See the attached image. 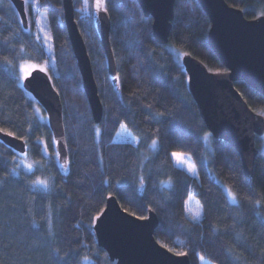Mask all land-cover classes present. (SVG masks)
Instances as JSON below:
<instances>
[{
	"label": "trees",
	"instance_id": "trees-1",
	"mask_svg": "<svg viewBox=\"0 0 264 264\" xmlns=\"http://www.w3.org/2000/svg\"><path fill=\"white\" fill-rule=\"evenodd\" d=\"M227 1L242 8L249 18L264 12V0ZM41 2L57 8L53 11L41 7L40 13L55 38L56 60L49 73L64 103L71 167L65 175L54 159L41 153V145L35 142L37 136L48 144L49 155L54 156L56 151L48 120L33 115L38 107L39 116L46 118V111L2 67L5 57L15 65L24 60L42 63L49 58L31 34L37 31V24L30 23L29 31H25L24 24L18 22L21 16L13 2L0 0V127L26 137L28 162L40 165L34 174L21 166L19 176L8 175L16 166L13 157L20 152L0 142V264H56V257L64 256L70 249L76 254L67 257L68 264H81L84 256H89L92 264H116L92 233L93 218L104 208L109 194L116 195L120 204L137 216H146L153 209L159 217L157 240L174 252H187L190 264H201L200 255L214 264H264V227L256 215L264 214V155L259 150L253 175L248 177L241 155L233 145L214 139L212 134L207 145L203 137L211 132L187 89L185 67L169 48L175 45L184 53H192L211 70H226L209 45L211 22L200 2L175 0L169 42L161 44L153 34L152 16L145 15L138 0H107L117 90L109 76L95 26L81 19L76 11L81 5L73 0L104 104V116L99 123L92 115L83 80L76 88L71 74L75 70L82 77L65 23L63 0ZM117 4L121 7L117 8ZM29 13L34 14L31 10ZM236 86L254 110H264L263 94L244 81L236 82ZM160 113L164 115H157ZM122 124H127L140 139L138 145L115 140ZM96 128L100 129L99 136ZM157 136L161 148L153 151L151 140ZM260 141L261 136H257V145ZM173 151L192 155L198 169L196 178L184 182L186 173L176 169L170 156ZM100 155L102 162L98 160ZM140 176L145 179L144 188L140 187ZM38 177L53 178L54 191L44 195L33 189L28 181ZM169 180L173 182L171 185L166 183ZM217 182L238 194L239 208L227 202ZM188 195L204 205L206 217L201 224H193L185 217ZM245 197L260 200L261 205L254 206ZM49 203L53 237L47 236L43 219ZM236 213L239 216L233 230L230 226ZM33 220L40 231L34 230ZM53 249L60 251L56 253ZM229 249L232 256L240 257L238 261H232Z\"/></svg>",
	"mask_w": 264,
	"mask_h": 264
},
{
	"label": "water",
	"instance_id": "water-1",
	"mask_svg": "<svg viewBox=\"0 0 264 264\" xmlns=\"http://www.w3.org/2000/svg\"><path fill=\"white\" fill-rule=\"evenodd\" d=\"M21 19L28 16L21 0H11ZM210 18L208 42L218 55L226 70L215 71L190 52L183 53L181 62L186 70V86L193 97L201 117L214 139H222L233 145L240 153L246 176L253 175L257 148V136L264 134V116L254 110L236 86L244 81L264 95V17L249 18L242 8L227 0H198ZM146 16H152V29L158 43L169 42L174 19L175 0H138ZM64 18L72 48L79 66L84 90L92 115L99 123L104 116L98 83L85 38L75 16L73 0H63ZM102 21L94 25L104 48L110 78H118L117 64L110 39L112 20L101 13ZM26 28L30 23L24 24ZM87 64L85 70L82 65ZM50 73L34 72L29 81H24L28 90L41 104L48 116V124L56 139L66 129L62 95L53 81L45 79ZM51 77V75H50ZM4 134H0L3 136ZM18 137V136H17ZM18 152L26 151L27 144L16 137L3 140ZM23 145V147H22ZM58 146H55L57 148ZM68 148V144H67ZM69 152V150H68ZM63 159V151L61 152ZM70 160V155L68 156ZM68 171H62L68 175ZM118 198L109 194L104 208L94 216L92 233L96 243L103 247L111 261L116 264H190V256H177L168 251L155 236L159 223L158 214L149 209L148 220L124 211ZM97 217H99L97 219Z\"/></svg>",
	"mask_w": 264,
	"mask_h": 264
},
{
	"label": "snow or ice",
	"instance_id": "snow-or-ice-1",
	"mask_svg": "<svg viewBox=\"0 0 264 264\" xmlns=\"http://www.w3.org/2000/svg\"><path fill=\"white\" fill-rule=\"evenodd\" d=\"M22 4L24 5V11L28 12L31 10L34 12V18L33 17H26L24 19H19L18 22L20 24H27L35 22L38 25L37 31L34 33H31L35 37V42L37 43L38 47L41 49H45L48 54V59L44 60L43 63H37L32 60H24L20 62L18 65L13 64L12 61L8 60L7 57L4 58V65L2 66L4 70L8 73L10 78L14 79L18 86L21 88H25L26 86L24 84V81H31L29 78L33 77L34 72H40V73H49V67L54 66L56 57L53 53V47H54V36L51 33L49 27L47 24L43 23L44 17L40 14V8L41 7H49L52 8L53 11H57V8L55 5L52 4H42L41 0H21ZM80 3V7L76 9L77 12L80 13L81 19L89 24V25H99L102 21L101 13L105 14V18H107V15L109 13V7L107 0H78ZM63 7V5H61ZM117 8L121 7L120 4L116 5ZM262 17H264V12L260 13ZM78 23L80 21H77ZM60 23L63 24V19L60 20ZM25 31H29L28 28H25ZM122 43H126L125 41H121ZM23 51V49H21ZM181 57L177 55V60H179ZM82 67L86 70L87 64L85 63L82 65ZM73 79L76 81V88H79L80 81L83 79L82 77L78 76L76 74L75 70H72L71 72ZM157 76H159V73H157ZM45 79H51L50 75H46ZM118 78L113 77V83L116 89H119V85L117 83ZM54 87V85L52 86ZM58 91V90H57ZM28 96L30 99H34L31 96V93H28ZM149 109L151 108V105L148 106ZM41 112L40 108H35L33 110V115L38 116L39 119H47L45 117L39 116V113ZM157 115H164L163 113L157 114ZM259 115L264 116V110H261ZM155 119V116L153 117ZM50 126V122L48 124ZM122 129L124 130L123 133H117V135H125L128 138V142L132 144L138 145L140 143V139L136 136H132L130 131L128 130L127 124L121 125ZM29 130H31V125L29 126ZM158 131V130H157ZM95 133L97 136L100 134V129L96 128ZM0 134H4L3 136H0V142H2L7 137H16L19 140H24L26 143V137L19 136L17 137L16 132L10 131L7 128L0 127ZM211 136V133L206 134L203 139L207 140L208 137ZM35 142L39 145H41L40 151L43 155L48 156L49 159H54L58 164L59 168L62 171L67 172L68 166L70 165L71 161L68 159L69 152L67 148V141L65 140L63 134L61 135V138L58 140L55 138V135L52 136V144L55 146H58L56 148V151L53 155H49L48 153V144L42 140L41 137L37 136L35 137ZM23 147V145H22ZM151 148L158 149L161 148V141L160 138L157 136L155 139L151 140ZM257 148L260 150L261 154L264 155V144L257 145ZM63 151V159L61 157V152ZM171 158L174 161L176 169L183 171L186 173V177L184 182H188V178H196L198 176V169L196 163L193 161V157L190 153H183V152H176L173 151L170 153ZM147 159V157H145ZM13 160L16 161V166L11 168L8 175H20V169L21 166L27 170L28 173H35L40 169V165L36 162H28V153L26 151H21L17 156L13 157ZM98 160L101 162L103 161V156H98ZM6 166V163H5ZM140 182V187L144 188L145 186V179L143 176L138 177ZM2 183V182H0ZM28 183L32 186L33 189L41 192L44 195L50 194L54 191V179H44V178H36L33 180L28 181ZM169 185H171L173 182L171 180L167 181ZM219 186L223 189L224 196L227 200V202L230 203L231 206H234L236 208H239L241 206V200L238 198V194L234 191H232L231 188H226L224 185L220 182H217ZM194 196L188 195L187 200L185 201V217L187 220H189L193 224H201L203 219L206 217V210L204 208V205L197 202L196 207H191V203L193 202ZM246 200H249L254 206H260L261 201L260 200H253L251 197H245ZM48 212L44 216V222L47 225V236L53 237L55 235V232L53 230V222H52V206L49 203L48 204ZM125 212H127V209H124ZM133 216H135V213H132ZM259 223L261 227H264V214L256 213ZM239 216V213H236L233 217L234 224L230 226L233 230L235 229V220ZM99 217H97L98 219ZM141 220H148L147 216H141L139 217ZM32 225L35 231H40V226L37 224L36 221H32ZM213 231H218L217 228H213ZM264 235V234H262ZM239 238V236H237ZM167 247V245H165ZM249 247H251L249 245ZM59 249H53V252L59 253ZM168 251H175L174 249L169 248ZM71 249L69 252L64 253V256H57L56 257V264H68V259L70 255H75ZM177 256H186L187 252L184 251H176L175 253ZM229 257L232 259L233 262L238 261L240 257L238 256H232L231 250H228ZM199 260L202 262V264H212V261L207 259L204 255L199 256ZM81 264H92L91 258L89 256H84L82 258Z\"/></svg>",
	"mask_w": 264,
	"mask_h": 264
},
{
	"label": "rangeland",
	"instance_id": "rangeland-1",
	"mask_svg": "<svg viewBox=\"0 0 264 264\" xmlns=\"http://www.w3.org/2000/svg\"><path fill=\"white\" fill-rule=\"evenodd\" d=\"M41 14V16L42 17H44V15L42 14V13H40ZM34 15L35 14H33V15H31L30 13H29V11H28V16L29 17H33L34 18ZM43 23H45V24H47V21H46V19H45V17H44V20H43ZM37 28H38V25H37ZM169 48L175 53V55L177 56V55H179L180 57H182V55H183V51L182 50H180L178 47H176L175 45H169ZM181 59V58H180ZM43 63V62H42ZM46 120H48V116H47V113H46ZM123 125V124H122ZM129 131H130V133H131V135L132 136H135L132 132H131V130L130 129H128ZM123 129H122V127H120L119 128V131H118V133H123ZM115 140H122V141H128V138L125 136V135H116V139ZM207 141V145L209 146V143H208V139L206 140ZM260 144H264V134L261 136V141H260ZM153 149V148H152ZM156 149H153V151H155ZM194 161V160H193ZM224 185V187H226V188H230L228 185H226V184H223ZM233 191V190H232ZM189 206H191V207H196L197 206V201L195 200V199H193V202L191 203V205H189ZM201 264H202V262H201ZM212 264H214V263H212Z\"/></svg>",
	"mask_w": 264,
	"mask_h": 264
}]
</instances>
